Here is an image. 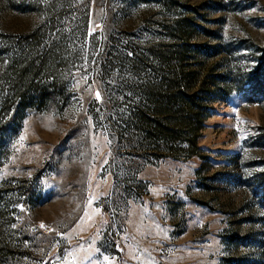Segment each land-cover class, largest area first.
Wrapping results in <instances>:
<instances>
[{
	"label": "rangeland",
	"instance_id": "rangeland-1",
	"mask_svg": "<svg viewBox=\"0 0 264 264\" xmlns=\"http://www.w3.org/2000/svg\"><path fill=\"white\" fill-rule=\"evenodd\" d=\"M179 27L208 112L156 158L131 59ZM0 264H264V0H0Z\"/></svg>",
	"mask_w": 264,
	"mask_h": 264
},
{
	"label": "trees",
	"instance_id": "trees-1",
	"mask_svg": "<svg viewBox=\"0 0 264 264\" xmlns=\"http://www.w3.org/2000/svg\"><path fill=\"white\" fill-rule=\"evenodd\" d=\"M170 33L176 43L154 51L159 67L154 64L143 67L145 56L138 52L131 59L137 78L133 89L138 100L131 104L128 126L139 137L140 145L152 147L156 158L163 154L188 157L199 154L198 139L208 112L205 98L209 96L210 77L198 83V72L192 70L196 63L192 55L200 47L183 43L189 37L182 27ZM212 82L224 94L230 93L228 81Z\"/></svg>",
	"mask_w": 264,
	"mask_h": 264
},
{
	"label": "snow or ice",
	"instance_id": "snow-or-ice-1",
	"mask_svg": "<svg viewBox=\"0 0 264 264\" xmlns=\"http://www.w3.org/2000/svg\"><path fill=\"white\" fill-rule=\"evenodd\" d=\"M97 98H99V93H97ZM41 227H45L43 224H41Z\"/></svg>",
	"mask_w": 264,
	"mask_h": 264
}]
</instances>
